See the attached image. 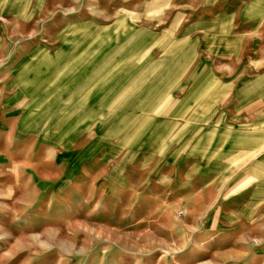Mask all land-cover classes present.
I'll return each mask as SVG.
<instances>
[{"label": "rangeland", "instance_id": "1", "mask_svg": "<svg viewBox=\"0 0 264 264\" xmlns=\"http://www.w3.org/2000/svg\"><path fill=\"white\" fill-rule=\"evenodd\" d=\"M249 1L0 0V264H264Z\"/></svg>", "mask_w": 264, "mask_h": 264}, {"label": "crops", "instance_id": "2", "mask_svg": "<svg viewBox=\"0 0 264 264\" xmlns=\"http://www.w3.org/2000/svg\"><path fill=\"white\" fill-rule=\"evenodd\" d=\"M230 3H231V2H228L227 5L230 4ZM249 3H250V4H249ZM258 3H261V2H260V1H249V2H248L249 5L246 6V8H255V7H263V8H264V5H263V6H258V5H257ZM263 3H264V1H263ZM263 50H264V49H263Z\"/></svg>", "mask_w": 264, "mask_h": 264}]
</instances>
